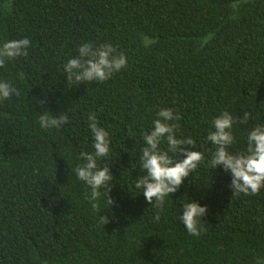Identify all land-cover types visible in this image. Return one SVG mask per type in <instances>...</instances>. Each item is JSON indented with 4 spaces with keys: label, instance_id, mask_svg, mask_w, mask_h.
<instances>
[{
    "label": "trees",
    "instance_id": "1",
    "mask_svg": "<svg viewBox=\"0 0 264 264\" xmlns=\"http://www.w3.org/2000/svg\"><path fill=\"white\" fill-rule=\"evenodd\" d=\"M23 37L30 40L27 57L0 68V80L19 93L0 101V264L264 259V188L232 194L231 173L208 168L215 146L206 139L223 111L250 114L233 126V153L264 124V0H0V44ZM85 42L112 44L127 66L104 82L69 84L63 66ZM162 107L179 113L177 135L190 136L205 162L166 197L154 222L157 209L134 183L143 174V133ZM42 111L68 122L42 129ZM90 113L111 141L97 163L113 174L114 203L105 208L102 194L99 213L75 175L79 154L93 151ZM188 199L207 206L198 237L180 220ZM99 215L108 222L100 224Z\"/></svg>",
    "mask_w": 264,
    "mask_h": 264
},
{
    "label": "clouds",
    "instance_id": "2",
    "mask_svg": "<svg viewBox=\"0 0 264 264\" xmlns=\"http://www.w3.org/2000/svg\"><path fill=\"white\" fill-rule=\"evenodd\" d=\"M3 7L11 11L10 2ZM234 9L238 6H233ZM30 40L27 37L6 40L0 44V68L6 62L19 57H27ZM78 55L70 58L63 66L65 79L69 84L79 85L83 82H104L114 73L127 66V58L123 52H118L112 44H102L93 47L85 42L78 46ZM23 78V73H20ZM13 94H19L7 80H0V101L9 99ZM156 118L152 121L153 127L143 133V147L139 153V168L142 175L137 176L134 187L142 192L148 205L156 211L154 222L160 219L166 197L175 193L185 178H188L198 166L205 162V154L195 150V141L189 137H179V113L171 108H159ZM250 114L245 112L242 118L233 117L223 111L211 121L212 130L207 134V141L215 146L208 168L220 166L224 171L231 173L230 187L232 194L257 195L264 188V124L255 125L247 134L246 147L241 152H230L229 147L235 142L232 129L234 124H245ZM42 129H59L68 122L66 115H52L49 111H42L38 117ZM88 127L91 131L93 144L91 152L82 151L80 159L83 161L75 169L77 179L84 182L90 189L85 195L93 210L99 211V200L102 194L106 198V207L114 200L109 196L113 174L109 167H101L97 161L108 157L110 149L109 132L98 125L95 113L88 116ZM166 145V147H162ZM183 154V158H179ZM101 190H104L102 193ZM207 212V206L195 200H187L183 205L180 220L187 232L192 236H200L203 232V223L200 219ZM108 217L99 215V223L104 225ZM47 264V262H42ZM257 264H264V259H258Z\"/></svg>",
    "mask_w": 264,
    "mask_h": 264
}]
</instances>
